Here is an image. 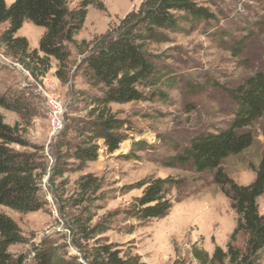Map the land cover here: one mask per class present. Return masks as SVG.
<instances>
[{"label": "rangeland", "instance_id": "1", "mask_svg": "<svg viewBox=\"0 0 264 264\" xmlns=\"http://www.w3.org/2000/svg\"><path fill=\"white\" fill-rule=\"evenodd\" d=\"M9 5L14 0H5ZM82 0H72L76 6ZM106 6H88L84 28L76 38L92 39L115 27L129 12L138 10L144 0H96ZM213 14L209 20L185 24L170 33L167 42L153 52L162 80L141 88L146 99L109 106L123 121L125 137L119 149L110 152L99 140L95 160L82 162L74 157V147L82 135L83 121L95 115L97 89L86 84L77 66L82 57L74 54L71 79L62 83L55 67L35 79L22 64L6 55L0 46V94L19 98V112L0 106L5 122L25 134L28 145H15L18 151L35 154L44 162L40 197L43 208L21 213L5 206L0 212L10 216L22 229L25 243L10 251L32 262L33 248L46 245L56 250L67 264H90L87 256L94 246L112 244L120 256L138 255L146 264H199L193 247L211 257L220 247H244V237L231 240L237 214L225 187L215 181L217 171L198 172L191 162L176 160L191 140L205 132L228 127L236 103L231 91L258 72L264 73V0H196ZM44 29L26 21L18 36L38 49ZM47 97L65 106L63 125L55 129L48 119ZM253 144L221 165L238 185L255 180L264 157V115L248 129ZM97 178L98 186L84 192L80 181ZM170 180L168 198L172 209L162 217L139 219L134 211L146 183L152 179ZM264 214V194L258 198ZM98 223L109 228L92 234ZM88 234L90 235L88 237ZM225 264H228L225 263ZM257 264H264V252Z\"/></svg>", "mask_w": 264, "mask_h": 264}, {"label": "trees", "instance_id": "2", "mask_svg": "<svg viewBox=\"0 0 264 264\" xmlns=\"http://www.w3.org/2000/svg\"><path fill=\"white\" fill-rule=\"evenodd\" d=\"M72 0H0V46L4 53L22 64L33 78L45 77L55 67L56 77L69 83L74 54L82 57L77 68L86 84L97 89L94 96L95 116L83 121V135L74 147V157L84 162L98 156V141L103 140L110 152L119 149L125 139L120 130L123 121L116 118L111 104H125L146 99L143 87L157 85L163 75L153 52L157 44L167 42L170 33L185 24H197L213 17L210 10L196 0H144L138 10L129 12L115 27L92 39L76 38L84 28L88 6L98 10L106 6L96 0H82L71 7ZM44 28L38 49H31L24 36H18L26 22ZM236 108L227 128L205 132L194 137L183 155L176 160L191 162L198 172L217 171L215 181L225 187V194L237 214V225L231 240L244 237V247L230 242L226 251L218 247L209 254L193 247L199 264H257L264 252V214L259 212L258 198L264 194V157L256 169L255 180L248 185L233 182L220 168L225 159L248 149L254 142L250 129L264 115V73L258 72L231 91ZM19 98L0 94V106L19 112ZM15 145H28L25 134L5 122L0 114V206L21 213L43 208L40 197L47 167L35 154L18 151ZM170 180L156 178L146 183L134 211L139 219L162 217L173 207L168 198ZM88 192L96 189L98 180L86 176L79 182ZM109 224L98 223L92 234H102ZM90 235L88 234V237ZM90 238V237H89ZM25 243L22 229L7 214L0 212V264H27L24 255L16 256L10 248ZM34 264H67L46 245L33 248ZM90 264H146L140 256L121 257L112 244L94 246L87 256Z\"/></svg>", "mask_w": 264, "mask_h": 264}, {"label": "built area", "instance_id": "3", "mask_svg": "<svg viewBox=\"0 0 264 264\" xmlns=\"http://www.w3.org/2000/svg\"><path fill=\"white\" fill-rule=\"evenodd\" d=\"M48 119L51 121L53 128L61 129L63 125L65 106L56 98L47 97Z\"/></svg>", "mask_w": 264, "mask_h": 264}, {"label": "crops", "instance_id": "4", "mask_svg": "<svg viewBox=\"0 0 264 264\" xmlns=\"http://www.w3.org/2000/svg\"><path fill=\"white\" fill-rule=\"evenodd\" d=\"M44 29V28H43Z\"/></svg>", "mask_w": 264, "mask_h": 264}]
</instances>
